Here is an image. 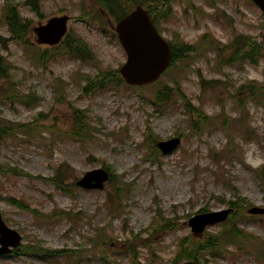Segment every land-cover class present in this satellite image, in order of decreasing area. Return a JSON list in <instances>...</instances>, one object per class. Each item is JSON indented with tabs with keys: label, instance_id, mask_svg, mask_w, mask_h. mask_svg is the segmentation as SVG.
<instances>
[{
	"label": "rangeland",
	"instance_id": "obj_1",
	"mask_svg": "<svg viewBox=\"0 0 264 264\" xmlns=\"http://www.w3.org/2000/svg\"><path fill=\"white\" fill-rule=\"evenodd\" d=\"M133 1L157 12L173 47L197 50L148 87L123 81L127 55L115 31L118 19L96 0H0V37L6 40L0 45V120L31 129L0 140V213L23 236L21 251L0 257V264H190L180 258L185 241H208L233 226L252 244L226 247L219 240L220 250L202 253L193 264H264V216H250L249 208L203 234L190 226L197 215L234 209V189L264 209V104L240 90L264 85V58L231 65L229 50L237 36L264 43V15L252 0ZM7 6L31 25L22 42L9 32ZM60 17L69 18V33L87 55L54 57L38 44L34 30ZM41 52L47 53L42 62ZM87 80L96 81L89 92ZM168 89L173 101L158 104L157 94ZM189 107L208 119L203 126L196 122L200 133L191 127ZM79 110L94 133L87 142L68 136ZM178 137L182 145L170 155L151 150ZM64 166L68 194L51 183ZM102 168L118 177L119 198L112 182L104 190L77 186ZM165 221L174 229L162 230ZM36 246L64 255L23 252Z\"/></svg>",
	"mask_w": 264,
	"mask_h": 264
},
{
	"label": "trees",
	"instance_id": "obj_2",
	"mask_svg": "<svg viewBox=\"0 0 264 264\" xmlns=\"http://www.w3.org/2000/svg\"><path fill=\"white\" fill-rule=\"evenodd\" d=\"M97 4L99 3L100 9L103 11H106L109 15L113 17H117L118 20L122 19L123 17L130 14L132 11L135 10V7L137 6L136 3L133 0H123V3L125 6L117 5L118 1H106L105 4L98 2L96 0ZM39 0H34V2H30V5H37L39 4ZM153 6V5H151ZM116 7L120 8V11H116ZM8 9L6 11V24L9 28V32L13 36V40L15 42H22L29 34V29L31 27L30 23H26L25 21H21L19 16L16 13V9L14 10L11 6H7ZM37 9V7H36ZM149 11L153 17V20L155 24L158 26L159 21L157 16V12L155 11L153 13L152 10ZM118 12V13H117ZM118 14V15H116ZM159 27V26H158ZM208 39H205V42H207ZM6 40L2 37H0V45L3 47L5 45ZM172 45V44H171ZM179 47H183L181 51L177 49V47H173V53H174V60L173 64L177 61H186L184 59L189 58L191 55H195L197 53V50L195 47H189L185 44L178 45ZM231 51L230 54V64H237L241 61L249 62L250 64H257L262 58H264V43H259L257 40L252 38H246L244 36H237V38L230 43ZM67 51L71 55L75 56V58H81L82 53L85 55L88 54V50L85 48V46L81 43L76 41V39L70 37L68 38L65 43L60 46L52 49L51 54L54 57H57L62 52ZM45 57H47V53L41 52L38 55L37 59H40L41 62L44 61ZM3 67L2 57L0 56V70ZM124 83V82H123ZM87 86L85 87V90L89 92L94 85L96 84V81L87 80ZM99 84H101L99 82ZM180 89V87L178 86ZM240 90H248L251 101L255 102L256 104H264V85H258L256 83H249L248 85H245L241 87ZM177 96L183 97L182 93L180 91H174ZM174 93L170 91V89L164 91L163 93H159L156 96V101L160 105H166L173 101L174 99ZM32 99L30 98L29 102ZM24 101V99H23ZM191 117V127L194 132L200 133L199 129L197 128V121L201 122V125L207 124L208 119L200 115L198 111L193 109L192 107H189ZM87 116L84 113V111H77L75 113V117L72 119L71 125H72V132L68 135L70 138L81 141V142H87L90 141L91 138H93L94 133L93 130H91L90 126L87 124ZM202 129V128H201ZM20 133H25L29 135L31 133V129L29 126H23L20 124H13L7 121L0 120V140L4 138H11L12 136H17ZM157 141L156 139H154ZM155 143V142H154ZM157 145L153 144L151 146V150L155 153L157 152ZM156 148V149H155ZM228 150L224 151L222 154L227 153ZM65 167L59 168V170L56 173V176L54 179H52L51 183H54L57 190L68 194L67 188H66V176H65ZM109 170V169H107ZM0 167V172H1ZM118 179V177H116ZM116 178L112 175L110 183H114L117 187L115 197L119 198L121 193V188L119 187V182L116 181ZM234 196H235V202H231V206L234 208V214L231 217H235L236 214L244 215L247 208H251L252 204L247 199H244L238 192L237 189H234ZM116 198V199H117ZM13 205L18 206L19 208H22L19 203H15L14 200L11 201ZM155 225V224H154ZM153 225V226H154ZM172 221H165L162 223L161 229L164 231H171L173 228ZM100 236V235H99ZM220 241H222V245L226 247L231 246L232 244H239L241 248H244L247 244L251 245L253 238H251L250 235L243 231H239L234 228L232 232H224L221 233L218 237L210 236V240L203 241V242H197L194 240H187L185 241L181 248L184 250L185 254L180 257L187 261V263L193 264L200 261L201 254L202 253H211L212 251L218 250L220 246ZM94 241V240H93ZM92 244L94 247H97L99 242H93ZM256 245V243H253V246ZM257 247V246H256ZM220 250V249H219ZM255 251L258 252V249L255 248ZM23 252L32 254L34 256H56V255H64L63 253H57L52 252L48 250H44L41 246L36 247H29L26 251ZM31 252V253H29ZM263 257V255H261Z\"/></svg>",
	"mask_w": 264,
	"mask_h": 264
},
{
	"label": "water",
	"instance_id": "obj_3",
	"mask_svg": "<svg viewBox=\"0 0 264 264\" xmlns=\"http://www.w3.org/2000/svg\"><path fill=\"white\" fill-rule=\"evenodd\" d=\"M264 14V0H253ZM69 18H54L46 25L35 29L39 44L49 46L59 45L68 32ZM120 42L127 53V63L121 68L126 83L130 86H149L156 83L168 70L173 60V52L169 43L159 33L150 14L138 7L134 12L119 22L116 28ZM182 141L173 139L158 144L164 155L176 151ZM110 180V174L99 169L89 172L77 183L85 190H104ZM232 210L211 212L197 215L190 221L194 233L203 234L208 226L224 223L229 219ZM249 214L264 216V209L252 208ZM23 237L15 230L9 228L0 213V256L12 254L13 250L20 248Z\"/></svg>",
	"mask_w": 264,
	"mask_h": 264
}]
</instances>
